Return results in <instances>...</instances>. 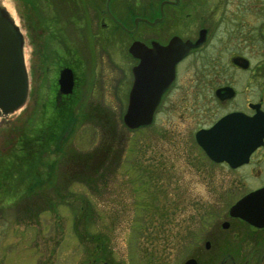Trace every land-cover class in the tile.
<instances>
[{"label":"rangeland","instance_id":"374dc122","mask_svg":"<svg viewBox=\"0 0 264 264\" xmlns=\"http://www.w3.org/2000/svg\"><path fill=\"white\" fill-rule=\"evenodd\" d=\"M123 1L122 7L132 16L134 1ZM31 3L36 11L24 15L36 21L48 20L58 5L66 11L73 5L70 0ZM110 4L117 9L120 5L117 0ZM87 11L89 30L96 32L95 15L89 6ZM178 20L173 17L159 26L180 28ZM125 21L130 27L132 21ZM107 32L118 44L120 32L116 30L119 39L112 29ZM42 39L37 55L47 61L52 46ZM96 39L91 44L99 65L95 92L99 98L79 92V101H68L67 107L62 102L63 109L58 111L49 95L41 93L56 66H39L40 58L37 68L26 63L25 103L0 126V156H8L12 164L4 182L0 181V264H180L191 252L189 247L180 250L179 243L186 233L197 232L194 220L201 208H213L220 221L228 217L225 203L264 180V162L251 164L258 173L248 174L241 168L237 174L243 175L235 178L236 173L229 174L220 164L204 157L197 161L199 152L189 137L216 115H212V101L205 122L192 111L159 114L155 121L164 128L163 135L155 136L150 123L135 129L121 124L119 98L113 93L121 74L108 62L107 54L125 61L115 52L116 43L112 47L107 41L108 49H102ZM202 52L210 55L212 50ZM251 53L255 58L263 52L254 48ZM81 61H87L85 54ZM94 103L97 109H86ZM17 138L28 139L21 151L13 149ZM8 148L14 150L11 156ZM76 176L94 180L86 183ZM197 233L195 237L201 238L203 234ZM198 245L202 246L201 240Z\"/></svg>","mask_w":264,"mask_h":264},{"label":"flooded vegetation","instance_id":"af4514ba","mask_svg":"<svg viewBox=\"0 0 264 264\" xmlns=\"http://www.w3.org/2000/svg\"><path fill=\"white\" fill-rule=\"evenodd\" d=\"M70 1L73 4L71 11L61 9L58 5L55 11H49L51 15H48V20L42 19L46 30L44 36L47 43H51L52 50L48 52L49 56L44 55L47 61L39 57V66L45 65L47 68L52 63L56 71L50 83H47L48 79L43 83L44 90L41 93L49 95L53 108L60 111L63 109L60 105L62 102L67 107L68 101H79L80 93L86 98L89 95L92 98L97 96L95 92L99 90V84L96 71L99 65L95 62L91 44L96 37L102 49H108L107 41L112 47L117 45L115 52L120 53L125 61L121 63L114 54H107L108 62L117 67L121 74L113 89L121 101L118 102L119 114L125 109L127 92L132 83L140 97L157 96L149 122L154 127L152 132L155 136L163 135L164 132V128L155 121L159 114L183 115L192 111L198 113L197 118L205 122L210 117L208 102L212 101L215 109L212 115H216L206 125L197 126L189 137L199 152L197 161L204 157L215 165H222L229 174H237L241 168L248 174L250 171L258 173V169L252 170L251 164L264 162V0H133L132 16L130 11L122 7L123 0H117L121 5L118 9L110 4L113 0H94L95 3L92 0ZM88 6L95 15L96 32L89 30ZM173 17L175 21L180 19V28L159 26ZM63 18L69 25L64 23ZM128 19L132 21L130 27L125 21ZM76 23L79 27L75 26ZM110 29L117 38L118 32L122 35L121 39L118 38V44L107 32ZM200 33L201 43L188 48L183 56L176 59L168 82L163 84L164 81L155 78L158 71L162 73V66L159 65L164 61L154 59L157 56L159 58V54L160 57L164 55L163 47L170 37L176 35L193 42ZM37 39L40 40V37ZM131 41L143 43L145 48L134 50L132 54L127 50ZM152 41L159 44L156 48L160 49V53L156 57L153 56L157 51L151 45ZM150 47L153 49L152 54L147 51ZM207 48L212 50L210 55L202 52ZM254 48L263 53L253 58L251 52ZM84 54L87 61L80 62ZM219 54L222 58H219ZM158 62L159 65L156 64ZM62 66L71 70L72 87L70 92L61 95L56 84L57 72ZM238 71L241 73L237 75ZM158 76L161 77V74ZM97 107L99 105L94 103L86 109ZM212 124H216L215 143L219 156L224 153L226 159H208L194 141V133L198 128L206 129ZM229 161L231 163L228 164ZM237 175L233 177L240 178L243 174ZM263 184L264 180L242 191L239 196L225 203V210L235 199ZM195 217L194 221L199 225L201 220H198L197 214ZM216 219L214 217L202 229L198 226L199 233L206 227L208 229L205 234L201 233V238L199 235L200 239L186 233V238L179 243L180 250L189 247L191 253H187L186 258H194V264H264V225L250 224L234 216L220 221ZM222 221L227 222L225 226H221ZM198 239L201 240V247Z\"/></svg>","mask_w":264,"mask_h":264},{"label":"water","instance_id":"95a60500","mask_svg":"<svg viewBox=\"0 0 264 264\" xmlns=\"http://www.w3.org/2000/svg\"><path fill=\"white\" fill-rule=\"evenodd\" d=\"M30 11L31 13L34 11L31 0H9L7 3L0 0V126L4 123L7 117L11 116L15 111L20 110L23 103H25V97L28 90L27 83L29 81L27 77L28 67H26V63L29 64L31 62V66L35 65L36 67L39 62L37 52H39L41 43L37 38L42 37V40L47 43V38L44 36L46 30L43 27L42 20L36 21L34 16L28 17L27 15L26 17L24 15V13ZM134 19L135 18H133V21ZM156 20H159V18ZM153 21H155V19ZM201 34L202 33L197 34L193 42L188 39L181 41L176 35H172L169 42L166 44L167 46L164 45V55H162V57H160L159 54L160 49L156 48L159 47L158 42L152 41L151 45H153V47H155L154 49L157 51V54L153 56L156 57L159 54V58H161L159 59L157 56L154 60L164 61L161 65H159V62L156 63L157 65L162 66V73H159L158 71L155 78L164 81L163 84H166L168 82L167 80L172 76L171 67L176 59L183 56L188 48L200 43L202 41ZM47 44L51 45V43ZM142 48H145L143 43L131 41L127 50L133 54L134 50H142ZM151 50H153L151 47L147 49V51H150L152 54ZM50 66L52 65H49L48 67ZM70 71L71 70L67 66H62L59 72H57L58 80L56 85L58 86V93L61 95L70 92L71 90L72 75ZM158 74H161V77H159ZM54 75L55 74H53V76ZM127 93L128 96L125 100L126 106L121 113V124L131 129L149 124L157 96L152 95L140 97L135 92L134 83H132L131 88ZM215 126L216 124H212L206 129L198 128L194 133L193 138L202 151H204L208 159L218 161L219 158L226 159V155L222 153V155L219 156V151L217 150L215 143ZM23 140L24 139L17 138L16 144L13 145V149L18 148L20 150L21 145H23L28 139L25 141ZM250 147H252V145L249 146L248 149ZM8 150L11 151V153L7 154L11 156L14 150L11 148H8ZM4 158H6L5 164L3 166L0 165L1 182H4L5 176H7L12 170V164L8 161V156ZM4 158L0 156V163H3L2 160ZM229 163H231V161H229L228 164ZM226 211L228 217L234 216L238 219L248 221L250 224L263 226L264 184L257 189L254 188L250 192L244 193L238 199H235L234 202L226 208ZM226 223L227 222L222 221L221 226H225ZM102 264L108 263L103 261ZM180 264H194V258L187 257Z\"/></svg>","mask_w":264,"mask_h":264},{"label":"trees","instance_id":"16d2710c","mask_svg":"<svg viewBox=\"0 0 264 264\" xmlns=\"http://www.w3.org/2000/svg\"><path fill=\"white\" fill-rule=\"evenodd\" d=\"M42 142H41V139H40V144H41ZM95 153V152H94ZM93 154V153H92ZM89 156V155H88ZM91 157H93V158H95V156H91ZM88 158H86V159H84L83 161H86ZM94 162V161H93ZM93 164V163H92ZM81 164H79V166H80ZM81 167H82V165H81ZM84 168V170L86 171V169H88V167H87V165L85 166H83ZM91 170V169H90ZM94 170H96L95 168H93V171ZM87 178H82V177H77L76 176V178H79V179H82V181H84V182H86L87 183V181H89V180H94L92 177H90V176H86ZM201 209H202V211H201ZM200 209V213L198 214V217H199V219L198 220H201V223L199 224V227H201V229L208 223L209 224V222L214 218V217H217L216 215H215V213L213 212V208H209V209H206V208H201ZM84 211H87V210H84ZM198 232V231H197ZM197 232L196 233H194V232H192L193 233V235L195 236V235H197ZM190 234V233H189ZM191 235V234H190Z\"/></svg>","mask_w":264,"mask_h":264},{"label":"bare ground","instance_id":"6f19581e","mask_svg":"<svg viewBox=\"0 0 264 264\" xmlns=\"http://www.w3.org/2000/svg\"><path fill=\"white\" fill-rule=\"evenodd\" d=\"M177 37H178V36H177ZM178 38H179V37H178ZM179 39H180V38H179ZM180 40L182 41L183 39H180ZM189 41H190V40H189ZM170 42H171V41H170ZM191 42H192V41H191ZM200 43H201V42H200ZM200 43H198V44H200ZM193 46H195V45H193ZM193 46H192V47H193ZM163 48H165V47H163Z\"/></svg>","mask_w":264,"mask_h":264}]
</instances>
